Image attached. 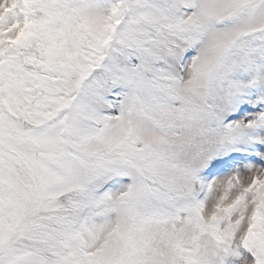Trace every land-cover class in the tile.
I'll return each instance as SVG.
<instances>
[{
	"label": "snow or ice",
	"instance_id": "obj_1",
	"mask_svg": "<svg viewBox=\"0 0 264 264\" xmlns=\"http://www.w3.org/2000/svg\"><path fill=\"white\" fill-rule=\"evenodd\" d=\"M0 264H264V0H0Z\"/></svg>",
	"mask_w": 264,
	"mask_h": 264
}]
</instances>
